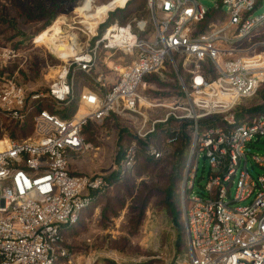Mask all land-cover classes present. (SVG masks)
Wrapping results in <instances>:
<instances>
[{"label": "built area", "instance_id": "obj_1", "mask_svg": "<svg viewBox=\"0 0 264 264\" xmlns=\"http://www.w3.org/2000/svg\"><path fill=\"white\" fill-rule=\"evenodd\" d=\"M259 1L222 0L208 10L198 0H148L149 21L116 23L101 35H87L85 44L70 38L67 57L53 47L62 64L48 92L30 100L18 82L25 56L0 47V119L23 124L32 116L34 124L29 137L0 141V264H54L59 257L63 264H80L62 246L63 231L115 182L105 175L73 173L70 158L91 150L84 127L112 115L142 117L137 142L117 164L120 177L133 170L140 154L155 160L164 156L149 141L160 126L193 124L182 182L185 264H264V175H253L256 167L264 170V154L251 153L264 137V109L249 106L254 99L264 106V14L255 15ZM218 10L222 16L208 20ZM167 64L180 82L183 101L152 104L168 113L151 120L142 112L146 104L140 90ZM78 75L90 78L97 89L79 96L81 106L71 118L34 108L66 109L75 99ZM206 119L218 124L200 129ZM201 157L210 171L195 193Z\"/></svg>", "mask_w": 264, "mask_h": 264}, {"label": "rangeland", "instance_id": "obj_2", "mask_svg": "<svg viewBox=\"0 0 264 264\" xmlns=\"http://www.w3.org/2000/svg\"><path fill=\"white\" fill-rule=\"evenodd\" d=\"M136 0H130L133 3ZM147 1L144 3V14L137 20L149 21V10ZM208 10H214L216 3L222 0H198ZM128 0H0V11L4 12L15 24V30L0 28V47L12 48L19 51L26 58L24 67L19 71L18 82L25 89L30 100L35 94H46L52 78L57 74L58 67L62 64L55 56L54 48L41 38L45 32L57 27L60 34L55 35L54 43L67 41L76 38L78 43L85 44L87 35H101L106 28L116 23L126 25L132 23V19L110 21L109 16L116 10L124 8ZM133 3L132 8L135 7ZM45 9L49 14H55L56 18L51 26L43 30L48 20L47 15L43 20L32 21L27 15L35 13L38 16L37 8ZM113 10V11H112ZM111 11V12H109ZM226 12V9L224 10ZM38 14V15H37ZM48 14V13H47ZM264 14V0L259 1V7L255 15ZM60 20V21H59ZM62 20V21H61ZM51 28V29H50ZM52 31L48 37L54 35ZM41 35V36H40ZM40 36V37H39ZM39 37L41 44H36L35 39ZM42 41H41V40ZM70 44V43H68ZM70 47V45H69ZM22 55L21 61H24ZM15 68L18 65H14ZM12 69L11 71H13ZM174 77H170V74ZM155 80L147 78L146 86L140 90L145 106L142 112L151 120H163L168 109H155L152 104L170 105L175 101H183L180 82L176 73L170 66L166 70L154 75ZM96 90V86L90 78L83 75L76 76L74 80L75 96H80L86 90ZM254 102L249 106L254 107L261 104ZM47 109L54 112H62L51 105ZM81 106L79 99L78 109ZM151 106V107H148ZM75 112V113H76ZM74 113V114H75ZM118 119H110L102 123L95 122L93 140L88 142L91 150L84 154L71 156L70 170L75 174L83 175H105L111 176L115 173L117 164L122 154L133 143L137 142V132L141 122L140 115H122ZM10 121L0 119V141L5 137L11 138L6 128ZM7 124V125H6ZM180 123H169L160 126L161 132L154 135L152 140L164 151L168 157L174 153L176 142L168 145L167 140L174 139L173 131L179 130ZM12 139V138H11ZM192 141V134H191ZM174 146V147H173ZM191 146V144H190ZM190 146L187 148L180 164H174L167 168H150L141 176L137 170L129 172L128 178L133 180L134 194L141 189L151 195L150 202L146 209L144 220L134 233L129 225V212L131 200L129 199L117 217L108 221L102 219V210L107 201L115 194L117 187L98 204L92 206L81 216L76 228L65 235V244L74 252L75 260L80 264H185L188 261V239L186 227L182 239L184 240L183 250L178 251V230L170 220L167 211L163 207L162 196L168 186V180L174 172H181L179 184V201L182 211L181 221L185 224L182 200V182L184 179L185 167L189 158ZM253 155L264 154V137L260 139L251 152ZM142 154L139 155V158ZM138 158V159H139ZM138 161V160H137ZM199 173L195 193L200 192L204 187L210 171L209 163L204 157L199 160ZM251 170V167H250ZM254 177L264 175V170L256 167ZM236 186L232 188L235 194ZM248 202L237 204L246 206Z\"/></svg>", "mask_w": 264, "mask_h": 264}, {"label": "trees", "instance_id": "obj_3", "mask_svg": "<svg viewBox=\"0 0 264 264\" xmlns=\"http://www.w3.org/2000/svg\"><path fill=\"white\" fill-rule=\"evenodd\" d=\"M145 1L146 0H136L135 2H133V3H137L135 4L134 8L131 7L133 3L131 2L126 3L123 9L116 10L114 13H111L109 16V20L114 22V21H119V20L123 21V20H129V19L134 18L132 19L133 20L132 23L139 21L137 19L142 17V15L144 14ZM37 11L39 14V15L37 14L38 16H36L35 13H32L33 15L29 14L27 15V17H29V19H31L32 21H37L38 19L43 20L45 16L47 15L48 20L43 26V30L49 28L52 22L56 18V13L49 14V12H47L45 9L39 6L37 8ZM220 12L221 11L218 10L215 13H210L208 20H211L212 18H214L215 15L222 16ZM3 27H6L7 29L15 30V24L13 23V21L10 20L9 17L4 12L0 11V28H3ZM1 33L3 32H0V34ZM167 66H170V65L167 64ZM172 76L174 77V74L171 73L170 77ZM153 77L154 75L148 78H151V81H152V80H155V78ZM78 102H79V96H75V99L70 103V105L64 111L54 112V111H50L49 109L48 110L58 115L62 119H69L76 112L78 108ZM34 108H38V109L46 108L47 109L45 105H41V104H34ZM262 109H264V106L258 105V106L253 107L254 111L262 110ZM112 118L118 119L120 117L116 115H112L106 120L108 121ZM169 123L171 124L172 121H170ZM94 124H95L94 121H90L83 129V134H84V137L87 143L93 140L94 130H95ZM217 124H218L217 119H206L202 121V125L200 126V129H204L208 126H216ZM6 128L8 129V132L12 139H15V140L25 139L33 133L34 124L32 122V116H30L23 124L10 122L9 125L6 126ZM159 130L158 132L163 131V130L161 131ZM192 132H193L192 122L185 121V122L180 123L179 131L175 134H172L176 142L174 145L175 147L173 146L175 149L174 153H172L168 157L163 156L160 160H155L152 157L142 155L138 159L136 164L134 165L133 170L136 169L138 176H141L144 172H146L150 168H158L161 166L162 168H167L168 166H173L174 164H180L181 159L184 157V154L187 148L191 144ZM149 141H153L152 137L149 138ZM180 173L181 172L179 173L174 172L172 176H170L168 180V186L164 190L163 196H162L163 207L167 211V214L170 220L174 223L175 227L178 230V236H179L178 251L183 250L182 246L184 244V240L182 239L183 233H181V231H184L185 229V224L183 221H181L182 211L180 207L179 191H178L179 184L182 179ZM79 175H83V174H79ZM128 175L129 173L125 175L124 177H120V175H117V173H114L111 176H109L110 179H112L115 182L114 188L117 187V189H116L115 194L107 201V204L104 206L102 210V219L108 221L112 217H117L120 211L124 208L127 201L129 199H132L131 200L132 204H131L130 212H129V225H130L131 231L134 232L138 228H140L144 220L145 212L149 205L151 195L147 192L146 189L145 191L144 189L143 190L141 189L140 191L138 190V192L134 194L133 180L131 178H128ZM112 191L113 189L110 192H108L105 196L101 197L94 205L98 204L106 196H109V194ZM90 208L84 210L80 214L79 220L74 226L70 228H66L63 231L62 246L68 251H70L71 253H74V252L69 248V246L65 244V241H66V239H64L65 235L67 232H71L74 228L78 226L82 214L86 212L87 210H89ZM180 253L182 252L180 251ZM63 262L64 260L59 257L54 262V264H63ZM173 264H179V262H174Z\"/></svg>", "mask_w": 264, "mask_h": 264}, {"label": "bare ground", "instance_id": "obj_4", "mask_svg": "<svg viewBox=\"0 0 264 264\" xmlns=\"http://www.w3.org/2000/svg\"><path fill=\"white\" fill-rule=\"evenodd\" d=\"M129 1V0H128ZM121 9V8H120ZM113 11V10H112ZM110 12V11H109ZM60 21V20H59ZM62 21V20H61ZM58 24H56V28L53 30L51 29L50 31L45 32L42 34L41 38L44 39L46 43H49L52 47H54L57 50V53H61L62 55H71L72 54V49L69 47L70 39L66 42H58L57 44L54 43L55 41V35L60 34V29L57 27ZM55 31L54 35H52L50 38L48 35L52 32ZM41 40V39H40ZM74 40V39H72ZM42 41V40H41ZM2 149V144H0V150Z\"/></svg>", "mask_w": 264, "mask_h": 264}, {"label": "crops", "instance_id": "obj_5", "mask_svg": "<svg viewBox=\"0 0 264 264\" xmlns=\"http://www.w3.org/2000/svg\"><path fill=\"white\" fill-rule=\"evenodd\" d=\"M121 9H123V8H121Z\"/></svg>", "mask_w": 264, "mask_h": 264}, {"label": "water", "instance_id": "obj_6", "mask_svg": "<svg viewBox=\"0 0 264 264\" xmlns=\"http://www.w3.org/2000/svg\"><path fill=\"white\" fill-rule=\"evenodd\" d=\"M111 12V11H110Z\"/></svg>", "mask_w": 264, "mask_h": 264}]
</instances>
